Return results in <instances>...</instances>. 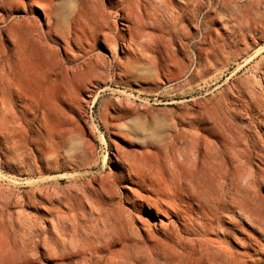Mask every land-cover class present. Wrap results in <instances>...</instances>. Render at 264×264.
Masks as SVG:
<instances>
[{
    "label": "rangeland",
    "instance_id": "rangeland-1",
    "mask_svg": "<svg viewBox=\"0 0 264 264\" xmlns=\"http://www.w3.org/2000/svg\"><path fill=\"white\" fill-rule=\"evenodd\" d=\"M17 1L28 15L0 2L18 91L0 79V264H264V200L244 195L243 222L205 225L184 193L179 217L151 215L117 161L177 170L183 131L221 122L264 145V0ZM256 169L254 152L243 186Z\"/></svg>",
    "mask_w": 264,
    "mask_h": 264
},
{
    "label": "bare ground",
    "instance_id": "bare-ground-1",
    "mask_svg": "<svg viewBox=\"0 0 264 264\" xmlns=\"http://www.w3.org/2000/svg\"><path fill=\"white\" fill-rule=\"evenodd\" d=\"M0 2L5 7L6 13H10L20 6L21 10L26 12V15L30 13L29 6L24 2L17 0H0ZM1 19L4 23L7 21V17H1ZM25 20H27L26 24L30 21L26 17ZM10 29H8V32L13 34ZM14 35L16 37V34ZM10 67L11 73H13L12 65ZM0 79L1 82L7 85V89L15 92L16 89L13 83H9V79L6 78V72L0 73ZM16 92L18 93L17 90ZM246 131L249 132L244 127L222 122L203 128L193 127L188 131H183L186 134L182 139L183 147L181 150L183 155L181 156L183 159L180 157L172 164L169 163V166L176 165L177 170L165 166L163 170L158 164L159 162L150 163L144 159H138V161L132 163L127 157L118 155L117 161L127 162L128 164V176L120 177V180L125 182H134V179L144 180L143 183L145 184L142 183L141 185L147 196L142 201L148 205L149 214L151 215H154L152 211L166 207L178 216L180 196L184 193L185 198L197 199L200 203L198 206L204 220H206L205 225L210 226L215 221L230 220L232 214H236L240 222H243L245 214L241 202L244 200V195L246 193L251 195L254 199L252 201L264 200L261 194L264 187H259L260 178L264 181V169L260 170V173L257 169L254 170L253 179L246 186H243L241 179L237 178V174H241L250 166V159L254 152L264 156V145H260L258 143L260 141L257 142L254 138L247 137L245 135ZM114 183H117L116 178H114ZM197 187L202 189V192L203 189H207L210 193L213 192L212 197L201 200L198 197L199 194L195 191ZM189 190L194 193H190ZM152 195H155V198ZM223 211H226V214ZM125 228L124 226V231H126ZM179 230L174 229L173 231L179 232ZM182 232L180 233L181 236H183ZM132 234L135 235V230L132 231ZM216 250L218 254L225 255L222 248L219 247ZM114 264L122 263L116 261Z\"/></svg>",
    "mask_w": 264,
    "mask_h": 264
}]
</instances>
